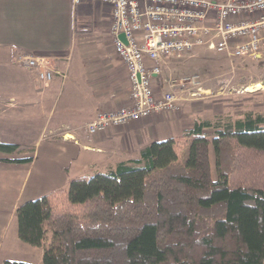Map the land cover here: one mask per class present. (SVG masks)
Wrapping results in <instances>:
<instances>
[{"label":"trees","instance_id":"trees-1","mask_svg":"<svg viewBox=\"0 0 264 264\" xmlns=\"http://www.w3.org/2000/svg\"><path fill=\"white\" fill-rule=\"evenodd\" d=\"M15 218L40 264H264V111L195 119L139 158L24 201Z\"/></svg>","mask_w":264,"mask_h":264},{"label":"crops","instance_id":"crops-1","mask_svg":"<svg viewBox=\"0 0 264 264\" xmlns=\"http://www.w3.org/2000/svg\"><path fill=\"white\" fill-rule=\"evenodd\" d=\"M110 20L111 7L96 1L0 0V142L17 144L14 151H0V250H7L8 239L22 241L15 218L21 203L66 187L72 177L139 158L150 142L165 139L173 129L182 134L190 128L199 112L185 103L203 97L180 101V111L123 127L95 134L84 130L96 112L129 102L127 69L114 51ZM19 53L46 57L56 72L53 79L39 81L35 69L16 61ZM182 61L162 65V72ZM161 74L153 80L156 93L169 89ZM175 91L181 97V90ZM73 127L78 128L76 140L64 138L62 133ZM27 156L30 161L14 160ZM39 249L36 260L27 262L41 263Z\"/></svg>","mask_w":264,"mask_h":264},{"label":"built area","instance_id":"built-area-1","mask_svg":"<svg viewBox=\"0 0 264 264\" xmlns=\"http://www.w3.org/2000/svg\"><path fill=\"white\" fill-rule=\"evenodd\" d=\"M83 1L111 7L108 31L127 69L129 84V102L96 112L85 124L88 134L178 111L176 88L195 96L200 86L192 92L184 86L197 85L196 76L169 77V89L160 93L155 92L153 80L161 74L162 65L191 53L196 46L222 51L230 59L264 55V0H72L73 4ZM15 59L35 69L41 82H50L56 73L46 57L19 53ZM219 80L228 81L225 77ZM63 137L76 140L69 131Z\"/></svg>","mask_w":264,"mask_h":264},{"label":"rangeland","instance_id":"rangeland-1","mask_svg":"<svg viewBox=\"0 0 264 264\" xmlns=\"http://www.w3.org/2000/svg\"><path fill=\"white\" fill-rule=\"evenodd\" d=\"M181 57L183 59L182 62H175L169 70L162 72L161 76L163 81L169 77L178 79L196 76L197 85L192 86L186 83L184 87H188L189 92L195 91L197 86L202 87V90L205 91L201 90L195 96H191L187 91L181 92V97L177 95V104L180 101V103H184L186 100L203 97L204 100L202 102L191 100L185 103L187 107L192 106L199 109V112H195L194 115L196 116L193 115V118H212L216 114H230L233 117H238L242 116L247 110L254 112L264 111V55L259 57L249 56V59L246 58L248 56L230 59L226 53L205 46L197 47L191 54H184ZM244 58L247 60H243ZM224 77L228 80L227 83L216 81L217 79L221 81ZM257 84H259L258 88L255 87ZM164 85L165 83H163ZM246 88L249 89L247 90ZM179 105L181 107V104ZM189 116L191 115L189 114ZM77 130L78 128L73 127L68 131L73 132L75 135ZM171 132L165 136H178L181 134L180 130L175 131L173 129ZM28 140H32V138H28ZM209 156L211 176L215 178L216 172L212 147H210ZM6 249L3 250L2 248L0 250V258L8 255L6 258L23 261H35L40 251L39 247L31 246L23 241H17V238H14V240L8 239V247Z\"/></svg>","mask_w":264,"mask_h":264},{"label":"bare ground","instance_id":"bare-ground-1","mask_svg":"<svg viewBox=\"0 0 264 264\" xmlns=\"http://www.w3.org/2000/svg\"><path fill=\"white\" fill-rule=\"evenodd\" d=\"M255 87L258 88L259 87V84L255 85ZM246 89L248 90L249 88H246Z\"/></svg>","mask_w":264,"mask_h":264},{"label":"water","instance_id":"water-1","mask_svg":"<svg viewBox=\"0 0 264 264\" xmlns=\"http://www.w3.org/2000/svg\"><path fill=\"white\" fill-rule=\"evenodd\" d=\"M121 37H123V36L121 35Z\"/></svg>","mask_w":264,"mask_h":264}]
</instances>
